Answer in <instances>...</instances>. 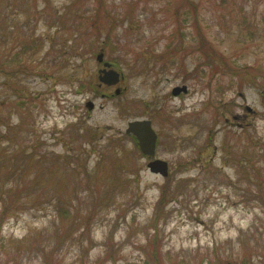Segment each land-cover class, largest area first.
<instances>
[{
    "label": "rangeland",
    "instance_id": "374dc122",
    "mask_svg": "<svg viewBox=\"0 0 264 264\" xmlns=\"http://www.w3.org/2000/svg\"><path fill=\"white\" fill-rule=\"evenodd\" d=\"M17 190L0 264H264V0H0V194Z\"/></svg>",
    "mask_w": 264,
    "mask_h": 264
},
{
    "label": "water",
    "instance_id": "95a60500",
    "mask_svg": "<svg viewBox=\"0 0 264 264\" xmlns=\"http://www.w3.org/2000/svg\"><path fill=\"white\" fill-rule=\"evenodd\" d=\"M98 60L103 61V54L99 56ZM109 65V64H107ZM106 76L101 77V81L107 86L115 85L119 82L120 75L117 74L114 70L102 71ZM180 92H187V88H175L172 92L173 94H179ZM120 91L117 90L119 95ZM92 107V106H91ZM128 135H133L137 138L139 142L140 150L143 156H146L150 159L148 163L149 170L154 174L162 175L163 177L168 176L169 174V165L168 162L156 158V148L158 143V135L152 127V121L150 120H134L128 123L126 129Z\"/></svg>",
    "mask_w": 264,
    "mask_h": 264
},
{
    "label": "trees",
    "instance_id": "16d2710c",
    "mask_svg": "<svg viewBox=\"0 0 264 264\" xmlns=\"http://www.w3.org/2000/svg\"><path fill=\"white\" fill-rule=\"evenodd\" d=\"M76 4H79L80 2L79 1H77V2H75ZM81 4H79L78 6H76L74 9H73V11L75 12V14H74V16L76 15V13H78V11L81 9ZM88 9V8H87ZM101 13H102V7L101 8H99V9H97V15H96V17L94 18V21H93V24H98L99 23V21H100V23H99V25L95 28V30L97 31L96 33H95V35L96 36H100V35H98L99 33L98 32H101V29L103 28V27H101L102 26V20L104 19V17L101 15ZM75 18H76V16H75ZM80 19V18H79ZM102 19V20H101ZM202 48L203 49H205L204 50V54L208 51L207 49H206V47L203 45L202 46ZM128 139H131L132 141H134L135 142V144H136V146L137 147H139V144H138V140L136 139V137L135 136H130V135H128V134H126L125 135ZM139 149V148H138ZM139 152L142 154V152L140 151V149H139ZM143 155V154H142ZM7 194H8V197L7 198H4L3 196H2V194H0L1 195V198H0V200H2L3 201V208H2V212H1V217H2V219L3 218H5L4 216L6 215V214H13V213H16L17 214V212H20L21 211V208L20 207H16V208H14V207H12V205L14 204V203H17V202H20V199L21 198H23V196H24V194H23V191L21 190H17V191H15V192H12V191H10V192H6ZM10 193H11V195H12V197H10ZM263 198L261 199V200H263L261 203H262V205H264V196H262ZM13 198V199H12ZM13 215H15V214H13ZM1 225H0V232L2 231V228H3V225H2V222L0 223ZM148 264V263H147Z\"/></svg>",
    "mask_w": 264,
    "mask_h": 264
}]
</instances>
